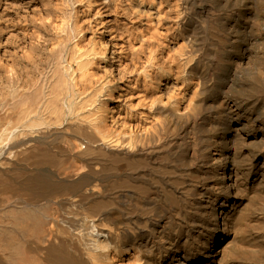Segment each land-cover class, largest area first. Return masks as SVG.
Here are the masks:
<instances>
[{
    "label": "bare ground",
    "instance_id": "1",
    "mask_svg": "<svg viewBox=\"0 0 264 264\" xmlns=\"http://www.w3.org/2000/svg\"><path fill=\"white\" fill-rule=\"evenodd\" d=\"M0 264H264V0H0Z\"/></svg>",
    "mask_w": 264,
    "mask_h": 264
},
{
    "label": "rangeland",
    "instance_id": "2",
    "mask_svg": "<svg viewBox=\"0 0 264 264\" xmlns=\"http://www.w3.org/2000/svg\"><path fill=\"white\" fill-rule=\"evenodd\" d=\"M49 48H51V47H49ZM49 48H48V49H49ZM53 48H55V49H52V48H51L50 50H46V53H47V51H48V53H50V51H52V53H53V52L56 50V47H53ZM14 78H15V79H14ZM12 79H13V80H12ZM16 80H17V77L12 76V75H11L10 77H9V75H2V76H1V81H2V82H11V81H12V82H13V81L15 82Z\"/></svg>",
    "mask_w": 264,
    "mask_h": 264
}]
</instances>
